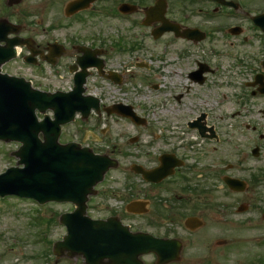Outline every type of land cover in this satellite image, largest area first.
<instances>
[{"label":"rangeland","instance_id":"374dc122","mask_svg":"<svg viewBox=\"0 0 264 264\" xmlns=\"http://www.w3.org/2000/svg\"><path fill=\"white\" fill-rule=\"evenodd\" d=\"M35 1L22 0L9 10L19 15L21 30L42 34L43 29H50L46 26L49 22L39 24L33 20L41 13L32 12ZM188 23L209 28V24L199 18ZM64 27H58L52 34L61 36L67 30ZM75 27L85 35L86 41L96 37L97 42L106 47V66L121 77L120 84L114 83L90 70L85 93L98 97L104 105L130 104L147 123L145 127L122 117H109L110 127L103 131L102 126L95 125L96 118L91 115L85 120L90 135L86 136L85 124L67 125L61 141L75 139L99 153L117 158L120 165L129 166L143 162L146 152L153 158L162 147L185 146L189 145V140H198L188 121L203 110L209 113V125L218 129L222 140H200L191 147L193 151H204L210 161L221 151L227 152L229 162L236 163V168L241 167L245 177L257 172L256 169H264V95L252 97L251 88L245 86L246 81L253 80L254 72L263 67L260 63L264 60V38L257 30L249 31L254 35L252 45L242 44L235 36L224 41L214 34L207 42L192 46L171 34L155 39L152 27L123 19L99 18ZM230 41L241 45L232 46ZM182 49H185L184 56L178 54ZM206 56L214 72L204 86H192L189 92H183L182 102L177 103L173 94L184 91L186 73L195 67L194 59ZM4 69L32 80L34 87L47 91L64 90L71 85L66 69L46 67L39 73L19 60L5 65ZM106 120H101L102 125ZM243 121L256 125L258 132L247 130ZM176 133H185L186 138H178ZM134 137L138 139L132 141ZM256 145L261 150L258 157L251 155ZM19 146L16 141H0V173L17 164L14 153ZM109 174L113 185L110 189L119 194L130 191L124 170H113ZM245 179L250 185L248 192L230 194L229 256L212 262L195 260L191 264H264V176L255 182ZM243 202L249 204V209L238 213L237 207ZM67 208V204L41 205L13 196L0 198V264H84L80 256L65 254L57 258L51 251L53 243L64 234L58 217ZM50 217L53 220L48 231ZM34 219L40 220L45 229L44 225L33 222ZM135 219L141 225V219ZM145 264L155 263L145 261Z\"/></svg>","mask_w":264,"mask_h":264},{"label":"flooded vegetation","instance_id":"af4514ba","mask_svg":"<svg viewBox=\"0 0 264 264\" xmlns=\"http://www.w3.org/2000/svg\"><path fill=\"white\" fill-rule=\"evenodd\" d=\"M19 2L22 0H0V20L21 23L19 15L9 10ZM33 6L34 14L41 12L35 15L33 20L39 24L49 22L46 26L50 29H43L42 34L36 31L33 33L19 30L18 33H6L5 30H0V48L7 46V39L15 37L21 38L25 43L17 47L16 58L4 64L2 69L6 71L5 65L18 60L39 73L46 67L66 69L70 73V86L73 85L75 71L82 67L80 60L85 56L86 48L89 49V63L94 60V64H103L102 76L106 77L110 71L106 66V47L99 44L96 37H90V40L86 41L85 35L76 30L75 25L80 26L89 20L134 18L133 20L138 19L143 23L151 22L145 27H152V34L159 28L160 37L171 34L175 39L189 42L192 46L200 45L201 41L178 37L175 31L166 30V27H176L179 24L180 31L186 28L198 29L197 36L205 33L203 42L218 34L219 39L224 41H229L231 36H235L242 44L252 45L254 41L251 39L254 35L249 34L252 29L257 30L264 38V23L261 22V25L255 22L264 21V0H36ZM193 18L202 19L203 23L209 24V28L189 24ZM63 26L67 30L61 36L52 34L55 29ZM68 29H71V32ZM230 43L232 46L241 45L234 41ZM184 50H179L178 54L184 56ZM212 52L217 53L213 47ZM194 64L195 67L186 73L187 83L184 91L173 94L177 103L182 102L183 92H189L192 86H204L214 72V66L207 56L195 58ZM260 64L263 66L264 61ZM93 65L89 69L95 71ZM198 70L202 72L199 74ZM177 72L176 70L175 74L178 75ZM262 72L264 73V66L254 72V79L255 75ZM250 83H253L252 80ZM91 115L96 118L95 125L102 126L103 131L110 127L109 117H119L117 113H108L104 108L92 112ZM208 115L207 111H200L188 121V126L195 130L196 135H202V140L221 141L218 129L209 125ZM102 118H107L105 125H102ZM143 119L145 126L147 120L144 117ZM81 123L85 124V121ZM242 123L247 130L258 132L259 128L253 123ZM84 127L91 131L86 124ZM260 138L262 139L263 135ZM137 139L135 137L132 141ZM196 143L188 141L189 145L185 146L180 144L162 147L155 152L153 158L146 152V159L138 163L142 166V175L132 169V165L137 162L129 166L120 165L118 169L130 170L128 174L124 173L130 189L127 193L119 194L110 189L113 185L110 184L109 173L114 169L109 170L97 185L96 193L89 197L87 215L101 221L115 218L128 225L132 231H142L155 238L170 240L164 245L163 251H166L168 256L175 257V260L167 264H191L195 260L212 262L228 257L231 190L225 183V177L232 176L243 180L247 178L250 182H255L264 176V172L259 168L256 169L257 172L245 177L241 167L236 168V163L229 162L227 152L221 151L210 161L204 151L191 149ZM216 149L219 148H214ZM65 204L68 208L62 213H68L75 208L70 202ZM135 217L141 219V225H138L139 221ZM63 228L66 233V225ZM147 235L145 237L149 239ZM142 258L155 264L167 260L155 250L146 253Z\"/></svg>","mask_w":264,"mask_h":264},{"label":"water","instance_id":"95a60500","mask_svg":"<svg viewBox=\"0 0 264 264\" xmlns=\"http://www.w3.org/2000/svg\"><path fill=\"white\" fill-rule=\"evenodd\" d=\"M2 26L3 23H0V29ZM18 29L9 24L6 26L8 31ZM194 32L185 30L181 34L194 37ZM15 43H10L6 48L0 64L14 55ZM86 75L84 70L77 80L75 91L53 94L34 90L23 79L0 75V139L23 143L15 155L20 158L18 164H24L22 168L10 167L0 174V195L31 196L42 202L73 201L78 208L70 214L69 220L64 216L63 221L79 217V222L89 221L91 225H71L69 236L56 244L59 253L66 248L71 254H83L87 264H104L103 260L107 257L110 264H141L138 260V256L144 252L141 234H133L119 223L106 228L83 216L88 194L115 163L112 164L107 156L95 155L89 148H81L75 143H58L62 123L70 121L78 110L88 112L91 107H98L97 98L82 96ZM116 107L136 118L131 106L119 104ZM36 108L41 111L53 109L56 121L38 122ZM41 131L44 142L38 136ZM227 182L235 190L246 188L244 182L236 179ZM245 209L246 206L242 205L239 211ZM106 231L110 233L109 236L105 235Z\"/></svg>","mask_w":264,"mask_h":264}]
</instances>
